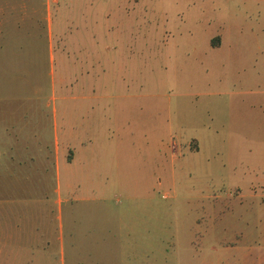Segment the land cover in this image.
<instances>
[{"label":"rangeland","instance_id":"obj_1","mask_svg":"<svg viewBox=\"0 0 264 264\" xmlns=\"http://www.w3.org/2000/svg\"><path fill=\"white\" fill-rule=\"evenodd\" d=\"M0 95L85 131L64 264H264V0H0Z\"/></svg>","mask_w":264,"mask_h":264},{"label":"crops","instance_id":"obj_2","mask_svg":"<svg viewBox=\"0 0 264 264\" xmlns=\"http://www.w3.org/2000/svg\"><path fill=\"white\" fill-rule=\"evenodd\" d=\"M50 30L49 21L48 34ZM74 55L70 59L73 74L70 84L78 90L70 98L84 99L81 84L87 80L88 59H76ZM11 98L0 95V173L1 176L6 173L2 178L8 179L0 181V256L8 259L3 264H64L60 211L62 203L71 201V196H60V162L66 164L63 167L68 171L84 158L85 131L74 121L68 127L59 125L52 107L49 140L40 124L27 127V110L18 105L11 107ZM85 112L72 107L71 119L74 115L85 119ZM51 181L53 184L49 186ZM15 192L37 198L23 197L14 204L11 195Z\"/></svg>","mask_w":264,"mask_h":264}]
</instances>
